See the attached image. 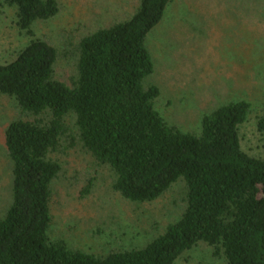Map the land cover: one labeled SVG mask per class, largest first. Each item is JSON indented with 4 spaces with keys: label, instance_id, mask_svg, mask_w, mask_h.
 <instances>
[{
    "label": "trees",
    "instance_id": "1",
    "mask_svg": "<svg viewBox=\"0 0 264 264\" xmlns=\"http://www.w3.org/2000/svg\"><path fill=\"white\" fill-rule=\"evenodd\" d=\"M172 0H141L133 15L99 28L78 44L72 85L55 79L56 48L36 38V23L54 19L59 0H0L16 10L17 27L30 42L0 64V94L16 101L32 120L18 118L5 133L12 163V203L0 218V264H175L205 245L226 264H264V157L242 148L246 101L220 106L185 133L156 110L157 86L148 35ZM72 135L115 175L124 200L146 204L177 183L186 184L179 219L141 248L96 256L52 240V184L62 166L51 159ZM264 138V116L257 120Z\"/></svg>",
    "mask_w": 264,
    "mask_h": 264
},
{
    "label": "rangeland",
    "instance_id": "2",
    "mask_svg": "<svg viewBox=\"0 0 264 264\" xmlns=\"http://www.w3.org/2000/svg\"><path fill=\"white\" fill-rule=\"evenodd\" d=\"M141 0H59L60 13L38 22V39L58 52L55 79L68 86L77 73L78 44L99 28L129 19ZM30 38L16 24V10L0 13V64L13 61ZM154 73L145 87L157 86L156 110L185 133L202 130V119L222 105L246 101L251 107L240 130L242 148L264 157L257 120L264 116V0H172L159 26L148 35ZM17 102L0 94V218L12 203V163L5 147L8 125L32 120ZM51 159L62 170L52 184L50 237L96 256L141 248L176 222L185 206L186 184L146 204L124 200L113 189L115 175L85 149L73 132ZM175 264H226L205 245Z\"/></svg>",
    "mask_w": 264,
    "mask_h": 264
}]
</instances>
